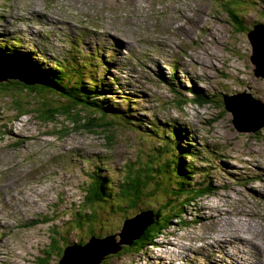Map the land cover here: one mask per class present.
I'll use <instances>...</instances> for the list:
<instances>
[{"label": "rangeland", "instance_id": "obj_1", "mask_svg": "<svg viewBox=\"0 0 264 264\" xmlns=\"http://www.w3.org/2000/svg\"><path fill=\"white\" fill-rule=\"evenodd\" d=\"M230 8L243 11L239 21ZM0 15V34L24 41L16 43L22 49H14L15 57L28 52L43 68L57 57H78L67 73L89 76L96 69L100 78L120 76L114 101L134 109L129 117L144 119L142 128L116 121L101 130L88 120L93 115L98 122L99 114L65 112L58 93L19 83L14 77L20 70L0 62L8 78V89H0V264H59L67 243L84 247L92 237L111 235L120 241L125 218L145 209L154 211L153 221L121 247L130 246L131 253L120 250L102 264H159V253L171 264H264V126L250 129V105L242 98L250 95L264 105V75L256 72L252 56L259 52L249 35L264 25V0H0ZM103 57L111 61L109 73L89 65ZM5 60L23 63L11 55ZM174 64L177 73L169 77ZM43 75L66 87L57 73ZM202 92L206 101L192 100ZM157 119L160 126L181 125L187 146L154 135L147 120ZM170 146L176 157H169ZM184 157L203 158L205 171L198 168L194 177L198 182L208 173L214 191L188 205L183 220L174 219L150 244L145 232L169 199L168 178L152 170L163 168L167 158ZM92 170L102 174L105 190L97 195L105 200L83 212L78 228L72 211L88 207ZM154 172L156 184L143 187L144 193L153 190L145 205L143 194L134 210L116 205L117 199L130 200L116 193L129 180L126 174L145 178ZM217 239H225V247Z\"/></svg>", "mask_w": 264, "mask_h": 264}, {"label": "trees", "instance_id": "obj_2", "mask_svg": "<svg viewBox=\"0 0 264 264\" xmlns=\"http://www.w3.org/2000/svg\"><path fill=\"white\" fill-rule=\"evenodd\" d=\"M228 12L233 16L235 19L238 21L240 20V12L236 11L233 8L228 9ZM11 43L14 45V49L17 48V44L14 42H11L8 39H5V41L2 43L6 48L10 45ZM1 44V46H2ZM26 56L21 57L20 60L23 61V63L18 62L15 64L16 68H22L26 72H29L33 75L35 79V84L33 87H38L40 89H47L50 92L58 93L61 98L65 101L64 104H61L62 110L65 112H70L71 114H79L83 112L84 110H90L93 113L99 114L98 117V122L96 121V118L90 115L88 120L94 124H96L99 128L106 129L107 127L111 126L116 123V121L120 122H125L127 125L135 126L133 122L127 119H120V116L118 114L112 115L116 117H110L108 116L113 110V112L116 113H122L125 116L128 115V113H131L134 111L130 105L123 107L120 104L113 103L114 102V95H116L118 92L115 91L114 86L119 85V87H122V84L120 81H117V77L113 76L112 78H104L103 80L99 78L96 75V69L94 70V73L90 74L89 76L87 75H79V74H71L70 72L67 73V66L74 64L78 60L77 58H59L57 57L55 61H51V65L53 67H48V68H43L45 69V73L41 72L40 70L36 69V63L35 59L33 58V55L30 56L28 55V52L23 53ZM41 59H46L45 57L41 56ZM101 59V58H100ZM37 60V59H36ZM103 61L101 63H95L90 62L89 65L94 66L95 68H103L104 71L108 72V69L111 67V61H107L103 57ZM14 65V63H13ZM177 64H174L171 66V74H173V71H176L173 67H175ZM29 66V68H27ZM38 66V65H37ZM21 69V70H22ZM22 70V71H23ZM112 71V70H111ZM25 73V72H24ZM50 73H57L60 75L63 79V82L65 83L66 87L64 85L60 84L59 82L55 81V79H49L47 76L43 75H49ZM42 74V75H41ZM171 77V75H170ZM53 78V75H52ZM194 90V88H191ZM106 90V91H104ZM105 95L107 97H105ZM207 95L199 93L195 94V98L192 99L196 102L203 103L206 101ZM114 105V106H111ZM56 114V112H52V115ZM42 116H46L43 115ZM134 116L138 118V120H141L144 122V119L141 118V116L138 113H135ZM119 117V118H117ZM148 122L151 123V128H152V133L154 135L162 136L165 139H167L170 143L172 142H177V145L184 144L182 141L184 137L181 135L185 132V129L181 125H172V126H166L164 124L163 126H160L159 119L155 121H150L147 120ZM136 127V126H135ZM134 128V127H133ZM135 129V128H134ZM136 129H138L136 127ZM144 131V130H143ZM187 139V138H185ZM171 147V146H170ZM175 147V145H173ZM172 152L170 153L169 157H176L174 149L171 147ZM179 152V150H177ZM187 153L193 154V150L189 147H187ZM181 153L180 156L184 155V152H179ZM179 156V157H180ZM206 156H210L208 153ZM189 159H191L189 157ZM203 159V158H202ZM188 161L187 157H184V161H179L177 162L176 158L173 160L166 159L163 164V168L159 166V164H156L154 170L152 171H158L161 178L166 179L168 178L167 181V188L165 190L166 192V203L163 205L159 206L155 212L157 219L153 225H151L145 232V235L149 236V239L146 240V242H151L150 244H153L152 242L154 238L162 232L164 228L167 227L169 223H171L174 219L183 218L186 216L187 209L186 207L188 205H195L198 199H201L205 196L210 195L214 190L213 188L215 187L213 182H208L206 179L207 174L203 175L204 179L196 182L197 180L194 181L193 178V165L189 163L190 167H187L186 165L188 164L186 162ZM173 162V163H172ZM210 164V163H209ZM171 166V167H170ZM169 168V169H168ZM192 168V169H191ZM153 169V167H152ZM161 174V175H160ZM90 175V174H89ZM157 176V172H154L152 174H147L145 175V178H143L142 175L136 174V175H130L126 174V178L129 179L124 187H122L119 190L118 194H121L123 196L130 197V200L125 201L124 204H128L129 206H133L132 210L136 209V200L142 195V202L143 205L146 204L145 197L146 196H153V190L147 191L146 193L143 192V187H146L149 182H155V178ZM193 179V180H191ZM204 180V181H203ZM99 181L97 177L92 175V181L89 184V187L87 188V194H88V203L89 204H96L100 201H103L105 199L99 198L97 193L99 192ZM191 181H193V187L189 188L187 187V184H190ZM101 186V184H99ZM155 185L156 186H159ZM86 188V187H85ZM102 188H104L102 186ZM85 190V189H84ZM118 205V201H116ZM85 208V207H84ZM84 208L80 213L73 212V217L76 220L77 227L81 228L79 225L82 214L84 212ZM146 210V209H145ZM182 210V211H181ZM131 217H126L125 219H129ZM94 233V232H93ZM95 234V233H94ZM130 246H126L124 251L122 253H131L130 250H128Z\"/></svg>", "mask_w": 264, "mask_h": 264}, {"label": "water", "instance_id": "obj_3", "mask_svg": "<svg viewBox=\"0 0 264 264\" xmlns=\"http://www.w3.org/2000/svg\"><path fill=\"white\" fill-rule=\"evenodd\" d=\"M249 35L254 47H256L257 51L259 52V55L254 53L252 56L254 63L258 67L256 72L258 75H264V25ZM173 75L175 76V74ZM6 77L7 76L5 75H1L0 71V89L2 90L8 89V87L3 82L8 79ZM18 79L29 82L21 78ZM242 98L248 103V105H250V109L248 111L249 117H251L250 129L256 130L259 127L264 126V105H261L259 101L257 102L250 95H243ZM229 108H231L230 104ZM50 111L53 110L48 109V113ZM236 113V122H238L240 114L238 112ZM153 216L154 211L151 209H146L134 217L125 220L124 226L121 229L122 232L118 233L121 235L120 241H117L113 237L114 235H111L104 239L103 237L99 239H97V236L92 237L84 247L77 245V243H73L65 249L63 253L64 256L61 258L59 264H102L110 254L118 253L121 250V247L123 248V246L130 244L132 239H137L140 233L142 234L147 226L153 221Z\"/></svg>", "mask_w": 264, "mask_h": 264}, {"label": "bare ground", "instance_id": "obj_4", "mask_svg": "<svg viewBox=\"0 0 264 264\" xmlns=\"http://www.w3.org/2000/svg\"><path fill=\"white\" fill-rule=\"evenodd\" d=\"M232 7V6H231ZM233 9H235L236 10V8H233ZM240 13H243V11H239ZM0 17H3L2 15H0ZM50 18H52V17H50ZM3 19H6V20H8L9 18L7 17V16H5ZM2 19V20H3ZM51 20V19H50ZM218 30V29H217ZM192 32V30H189V33H191ZM189 33H188V35H189ZM17 37L18 38H20V36H18L17 35ZM220 38H222L221 36H220ZM21 39V38H20ZM161 41V43L162 44H164V42L162 41V40H160ZM166 42H167V40H166ZM213 54H215L214 52H213ZM196 56H197V54H195ZM129 56V55H128ZM69 56H65L64 58H68ZM73 58V57H72ZM75 58V57H74ZM203 58H206V57H204V56H199V59L201 60L200 62H205L206 60H203ZM8 65H10L12 68H15V65H13V63H9ZM208 66H210V65H208ZM174 69H178V66L176 65L175 67H173ZM112 72H113V70H112ZM112 76V74L110 73V74H104V78H109L108 76ZM170 75H171V77H174V75L173 74H171L170 73ZM114 76V75H113ZM112 76V77H113ZM111 77V78H112ZM160 78L166 83V84H168L169 86H174V84H172L168 79H165V78H163V76L162 75H160ZM110 79V78H109ZM121 80V78H120V76L119 77H117V81H120ZM195 82H197V79H196V81ZM199 82V81H198ZM198 84H200V83H198ZM104 91H106V90H104ZM118 91V90H117ZM119 92V91H118ZM114 106V105H113ZM118 115L120 116V114L118 113ZM108 116H110V117H116V116H112L111 114H109ZM117 118H119V117H117ZM127 119V120H130L131 122H133L134 124H136V125H138L140 128H142V124H143V122L141 121V120H138V118H136V117H129L128 115L126 116V117H123V116H120V119ZM143 130V129H142ZM184 145L185 146H187V144H185L184 143ZM200 149V148H199ZM199 149H195V150H199ZM203 156H205V154L203 155ZM188 161H189V163H191V164H193L194 166H196L197 167V169L195 170V169H192L193 171H195V173H193V178H194V181L196 180V178L194 177V175L197 173V171H198V168H201V171H205L204 170V168H203V166H202V158H200L199 157V160L197 161V162H193L191 159H188ZM99 167V166H98ZM104 169L106 168V167H108L109 168V170H112V167H110V164H105V165H103L102 166ZM100 168V167H99ZM91 173H92V175H94L95 177H97L98 179H100L101 178V173L99 172V173H96V172H94L93 170L91 171ZM205 174H207V173H205ZM106 176V175H105ZM104 178V177H103ZM106 179V178H105ZM191 180H193V179H191ZM110 182H113V180H110ZM193 182V181H192ZM99 184H101L100 183V181H99ZM98 184V186H99V190L100 191H103V190H105V186H103L104 188H102V185L100 186ZM113 186H114V183H113ZM4 193H5V191H4ZM116 193L118 194L119 193V191H116ZM221 210H225V209H221ZM222 213H224L223 211H222ZM221 213V214H222ZM217 215H219V214H215V216L217 217ZM211 214H207L206 213V216L205 217H207V218H211ZM225 218V217H224ZM228 218H229V216H228ZM230 219V218H229ZM232 220V219H231ZM250 227H251V225H249ZM251 229V228H250ZM253 230V229H252ZM242 239V238H241ZM216 241H218L219 242V244H220V246H222V247H225V243H226V240L225 239H217ZM70 245H72V243H67V246H70ZM262 246V245H261ZM218 247V246H217ZM264 249V248H263ZM180 249H178V251H179ZM239 250L240 251H242L241 250V248L239 247ZM234 254H236V252H234ZM64 256V254L62 255V257ZM166 256L164 255V254H161V253H159V254H156V257H155V259H157L158 261H156V262H159V264H171V262L170 261H162V260H166V258H165ZM241 258H242V256H241Z\"/></svg>", "mask_w": 264, "mask_h": 264}, {"label": "clouds", "instance_id": "obj_5", "mask_svg": "<svg viewBox=\"0 0 264 264\" xmlns=\"http://www.w3.org/2000/svg\"><path fill=\"white\" fill-rule=\"evenodd\" d=\"M5 39H8L9 40V37H6L5 38V36L4 35H2V34H0V62H2V63H5L7 66H9L13 71H17V70H20V73H19V75L17 76L18 78H21V79H24V80H27V79H29L26 75H23V71L20 69V68H12L10 65H8L10 62H8V61H6L5 60V58L6 57H9L10 55L14 58V59H20V58H17V57H15V55H14V48L12 49V50H10V45L6 48V47H4V45L2 44L4 41H5ZM17 41V40H16ZM12 42H14V43H18V42H24L23 40H18V42H15V41H12ZM1 44H2V46H1ZM22 48H20V47H17L16 48V50H21ZM25 51V50H24ZM30 53H28V55H29ZM6 55V56H5ZM5 56V57H4ZM26 56V55H25ZM30 56H31V54H30ZM42 56V55H41ZM32 57V56H31ZM39 58H41L40 57V54H39ZM43 60V59H42ZM45 60V59H44ZM35 61V63L38 65V63H37V61L38 60H34ZM11 64V63H10ZM15 65V64H14ZM39 66V65H38ZM40 68H43L44 66H39ZM48 67H53L51 64H50V66H48ZM47 67V68H48ZM174 73L173 74H176L177 73V70L176 71H173ZM170 77V76H169ZM17 78V80H18V82L19 83H21V84H26V82L25 81H21L20 79H18ZM100 78V77H99ZM101 79L103 80L104 79V76H101ZM28 81V80H27ZM29 81H31V83H28L27 82V84L29 85V86H34V85H36L35 83V79H34V77L32 78V79H29ZM32 81H34V82H32ZM115 91H116V89H115ZM117 92V91H116ZM114 97H116V95H114ZM194 99V98H193ZM194 101V100H193ZM115 103L116 102H118V101H114ZM113 102V103H114ZM196 102V101H195ZM199 103V102H198ZM117 104V103H116ZM118 105V104H117ZM121 105V104H120ZM95 115H96V113H94ZM97 116V115H96ZM41 117H47V116H42L41 115ZM97 117H99V116H97ZM101 130H104L103 128L101 129ZM87 190V189H86ZM85 190V192H87ZM116 201H118L119 203H121L120 204V206H122L124 203H122V201H119L118 199L116 200ZM99 203V202H98ZM97 204V203H96ZM96 204H88V207H86L85 206V208H84V212L85 213H87L88 211L87 210H89V206L91 205L92 206V208H94L95 206H96ZM116 205H118V204H116ZM92 213V212H91ZM84 214V213H83ZM83 214H82V216H83ZM138 214V213H137ZM137 214H135V215H137ZM131 217H134V216H131ZM126 220V219H125ZM82 220H80V222H81ZM122 229V228H121ZM121 229L119 230V231H117V232H120L121 231ZM116 233V232H115ZM114 233V234H115ZM73 244V243H72ZM153 244H155V241H154V243ZM124 251V249H121V251L118 253V254H120V253H122ZM63 255V254H62ZM62 255L60 256L61 258H62Z\"/></svg>", "mask_w": 264, "mask_h": 264}]
</instances>
